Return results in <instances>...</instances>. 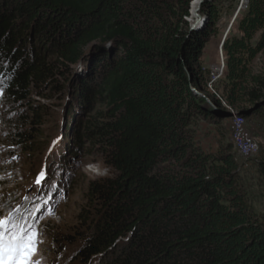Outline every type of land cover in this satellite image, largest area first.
<instances>
[{
  "label": "trees",
  "instance_id": "trees-1",
  "mask_svg": "<svg viewBox=\"0 0 264 264\" xmlns=\"http://www.w3.org/2000/svg\"><path fill=\"white\" fill-rule=\"evenodd\" d=\"M191 2L0 0L6 146L41 154L56 103L61 163L92 151L111 173L84 188L73 230L84 264H264V216L232 144L206 154L193 132L224 121L221 104L264 119V72L251 70L264 53V0H247L239 35L221 45L219 112L202 52L223 0H202L194 28ZM257 172L264 180V158ZM11 194L0 195V214L18 204Z\"/></svg>",
  "mask_w": 264,
  "mask_h": 264
},
{
  "label": "rangeland",
  "instance_id": "rangeland-1",
  "mask_svg": "<svg viewBox=\"0 0 264 264\" xmlns=\"http://www.w3.org/2000/svg\"><path fill=\"white\" fill-rule=\"evenodd\" d=\"M195 1L192 0V2ZM192 2L189 16L185 19L191 27H194L196 19L191 13ZM241 3L242 0L233 2L223 0L219 5L218 34L209 41L202 52V65L204 68L208 66L210 82L221 70L219 49L223 35L229 24L231 25V20L234 21H231L233 24L228 35H239L235 21L242 16L246 7V4ZM222 59L224 61L223 52ZM251 70L253 73L264 72V53L252 62ZM224 73L223 68L222 76L212 84L209 82L207 86L209 95L207 100L211 106L215 101L212 98L216 93L215 88L219 87V83L223 81ZM216 94L218 98L221 95L220 91ZM48 106L51 117L44 125L45 149L41 154L23 153L19 147H7L5 144L4 137L7 134L4 125H6L8 112L2 106L0 93V177H2L0 195L10 192L15 198L14 202H18L2 215L13 212L18 206L33 214L29 215L27 220L42 233V242L38 245V253L35 257L39 264H84L77 256L78 245L73 231L77 224V214L83 206L84 188L89 180L108 177L111 173L103 165L99 155L92 151H88L89 154L86 152L83 155H75L74 158L66 160V163H61L58 155L62 146L64 125L58 114L62 111L61 108L56 107V103H49ZM226 106L221 104L224 111L236 114L235 109H229L227 104ZM232 117L233 115L225 118L219 125L197 123L193 128L195 141L206 154H215L220 146L232 144V153L239 166L240 181L247 194L248 202L253 211L261 217L264 216V180L257 172V165L264 158V119L260 116L243 117L241 135L255 143L257 148L251 157L244 158L238 154L231 141ZM59 163L66 167L65 171L60 168ZM45 169L47 181L37 185L36 178Z\"/></svg>",
  "mask_w": 264,
  "mask_h": 264
},
{
  "label": "snow or ice",
  "instance_id": "snow-or-ice-1",
  "mask_svg": "<svg viewBox=\"0 0 264 264\" xmlns=\"http://www.w3.org/2000/svg\"><path fill=\"white\" fill-rule=\"evenodd\" d=\"M45 181L46 169L38 174L35 183ZM29 215L33 214L19 206L7 215L0 214V264H39L35 257L42 233L28 222Z\"/></svg>",
  "mask_w": 264,
  "mask_h": 264
},
{
  "label": "built area",
  "instance_id": "built-area-1",
  "mask_svg": "<svg viewBox=\"0 0 264 264\" xmlns=\"http://www.w3.org/2000/svg\"><path fill=\"white\" fill-rule=\"evenodd\" d=\"M241 4H245L244 0H242ZM220 52V58H221V70L219 71V74L216 75L215 77H213V79H211V84L218 80V78H220L223 74V68H224V61L222 59V50H221V46L219 49ZM244 118L240 117L239 115H237L235 117V121L233 122V126H232V141H239L240 143V156L244 157V158H249L252 156V153L254 152L251 147H249V139H245L242 137V135H234V126H241L242 122H243Z\"/></svg>",
  "mask_w": 264,
  "mask_h": 264
},
{
  "label": "bare ground",
  "instance_id": "bare-ground-1",
  "mask_svg": "<svg viewBox=\"0 0 264 264\" xmlns=\"http://www.w3.org/2000/svg\"><path fill=\"white\" fill-rule=\"evenodd\" d=\"M191 6H192L191 13H192L193 18H195L196 9H197V6H198V0H196L195 2H192ZM231 21L233 22L234 20H231ZM231 21H230V23L232 25L233 23ZM231 25L229 24L228 28L225 31V34L223 35V38L227 36L228 31H230ZM232 115H233L232 120L234 122L235 121V117L237 115H234V114H232ZM240 129H241V126H234V135H241ZM231 141H232V135H231ZM232 143L236 147V151L238 152V154H240V143H239V141H232ZM249 147H251V149L254 151L252 153V155H253L255 153L256 149H257L255 143L249 141Z\"/></svg>",
  "mask_w": 264,
  "mask_h": 264
},
{
  "label": "water",
  "instance_id": "water-1",
  "mask_svg": "<svg viewBox=\"0 0 264 264\" xmlns=\"http://www.w3.org/2000/svg\"><path fill=\"white\" fill-rule=\"evenodd\" d=\"M201 3H202V0H199L198 6H197V9H196V13H195V19H196L195 20V24H196L195 26H197L201 22V17L199 15V10H200ZM244 3L247 4V0H244ZM224 40H225V37L222 39L221 45L223 44ZM210 111L211 112H219L220 110L218 109V106L213 103L212 106H211V108H210ZM245 115H248V114H245ZM231 116H232V114L224 111V117L225 118H230Z\"/></svg>",
  "mask_w": 264,
  "mask_h": 264
},
{
  "label": "crops",
  "instance_id": "crops-1",
  "mask_svg": "<svg viewBox=\"0 0 264 264\" xmlns=\"http://www.w3.org/2000/svg\"><path fill=\"white\" fill-rule=\"evenodd\" d=\"M206 68H208V66Z\"/></svg>",
  "mask_w": 264,
  "mask_h": 264
}]
</instances>
